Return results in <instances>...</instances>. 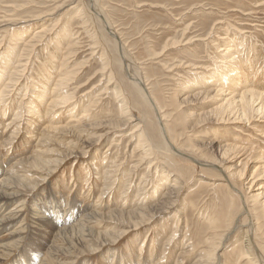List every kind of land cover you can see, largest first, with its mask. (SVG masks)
Returning a JSON list of instances; mask_svg holds the SVG:
<instances>
[{
  "label": "rangeland",
  "instance_id": "374dc122",
  "mask_svg": "<svg viewBox=\"0 0 264 264\" xmlns=\"http://www.w3.org/2000/svg\"><path fill=\"white\" fill-rule=\"evenodd\" d=\"M85 1L0 0L1 81L15 67L0 89V180L8 174L17 195L0 221L11 212L19 218L0 233L10 245L0 264H253L258 248L264 253V0H97L162 110L168 137L229 168L253 211L249 237L242 200L219 169L162 150L152 109L115 63ZM42 30L32 54L20 51ZM224 69L234 70L225 90L256 91V102L225 104L232 97L214 82ZM64 70L76 77L54 89ZM55 203L65 205L64 217L75 212L68 228L77 227L56 236L42 222L26 232L33 211L52 219ZM14 230L26 232L18 246Z\"/></svg>",
  "mask_w": 264,
  "mask_h": 264
},
{
  "label": "bare ground",
  "instance_id": "6f19581e",
  "mask_svg": "<svg viewBox=\"0 0 264 264\" xmlns=\"http://www.w3.org/2000/svg\"><path fill=\"white\" fill-rule=\"evenodd\" d=\"M84 1V0H83ZM84 3H86V6L88 7V9H89V14H90V16H91V18H92V20H93V22L96 24V26H97V28H98V30L101 32V34H102V36L104 37V40H105V42L107 43V45L109 46V48L113 51V52H115L116 54H117V58L115 59V63L117 62V64H118V66L123 70V72L126 74V76L130 79V81H131V83L134 85V87H135V91H136V93L139 95V97H141V99H143V101H144V103L146 102L147 103V105L152 109V111H153V114L155 115V117H156V119H157V122L159 123V125H160V130H161V134H162V136H161V138H162V144H161V148H162V150H165V151H167L169 154L171 153L172 155H175V156H179V157H181V158H188V159H190V160H192L195 164H198L199 166H202V167H208V168H214V167H216V168H218L219 169V172H221L222 174H223V176L225 177V178H227V180H226V183H227V185H229V189H230V191H231V193H234V194H236V195H238L240 198H241V200H242V206H243V213L242 214H244V216L247 218V221L249 220V222L246 224V229H247V235H248V237L250 236V234H252L253 236H254V233H255V229H256V223H255V218H254V216H253V211H252V209L249 207V205H248V199H247V197L244 195V193L242 194L238 189H237V187L234 185V183L232 182V180H231V176H230V174H229V168H226V167H224V166H222L219 162L217 163V162H214L213 160H212V162H210L211 161V159H208V160H210V161H207V160H205V159H203V158H201V157H194V156H191V155H189V154H187L183 149H181L170 137H168V135H167V133L166 132H168L166 129V124H165V122H164V116L162 115V110H160L159 108H158V104L156 103V101H155V99H154V97L151 95V93L148 91V86H147V84L145 83V80L143 79V77H142V75H141V73H140V71L138 70V68H137V66H136V64L134 63V62H132V60L129 58V55H127L128 54V52L126 51V49L124 48V44H122L121 42V40H120V38L117 36V32H116V30L114 29V27H113V25L110 23V21L108 20V18L106 17V15L104 14V11L99 7V5L97 4V0H86ZM100 34V35H101ZM46 35H47V33H46V30H42V31H38L37 32V34H35L32 38H33V41H30V42H28L27 44H25V45H23V47H22V49L20 50V51H23V52H25V55H27L28 53H31L32 54V52H34L36 49V47L38 46V44L39 43H41V42H44V38L46 37ZM99 35V34H98ZM20 36V35H19ZM62 37H63V41L65 42V43H68V45H70L71 44V40H70V36L69 37H67L66 38V36H64V34H62L61 35ZM102 37V38H103ZM67 40H66V39ZM66 40V41H65ZM182 41V40H181ZM103 42V41H102ZM105 43V44H106ZM61 46V45H60ZM92 47V46H91ZM229 51V50H228ZM27 53V54H26ZM231 53V52H230ZM231 56V55H230ZM229 56V57H230ZM233 57H234V55H233ZM51 58V57H50ZM16 59H18V58H16ZM101 59H102V57H101ZM102 61H103V63H104V65L107 67L108 66V64L107 63H105L104 62V60L102 59ZM232 61V60H231ZM108 62V61H107ZM236 63V62H235ZM232 64V63H231ZM236 65V64H235ZM10 66V65H9ZM61 67H64V64H61L60 65ZM24 67V66H23ZM238 67V66H237ZM15 67L11 64V67L10 68H6V69H8V71L7 70H5V73H7V72H9L8 73V76H7V78L6 79H3V81H1V79L3 78V77H6V76H4V75H2L1 73H0V89L2 88V89H4V87H2L3 85H4V83L6 82V80H8V78L11 76V74L12 73H14V72H12V69H14ZM224 68V67H223ZM103 70V69H102ZM194 70V69H193ZM238 70V69H237ZM212 71V70H211ZM217 71V70H216ZM12 72V73H11ZM234 72V70H230V69H224V70H222L221 72H220V75L219 76H217L216 77V80L214 81V82H216L217 81V88H219V90H217L218 91V93H219V95H225V94H223L224 92H227V91H229V94H226V96L228 95V96H230V97H232V98H230V99H228V100H226L225 101V104H227V103H229V101L230 100H232L233 101V98H235L236 99V97H240V98H245V99H247L248 101H251V100H254V98H256V97H259V96H261V95H259L256 91H251V90H249V91H246V89H245V91H241L240 93H237V91H235V88H234V86L233 85H231L230 87V89H228V90H225V88H224V86H223V83H225V81H227V79L228 78H231V73H233ZM107 74V73H106ZM234 74V73H233ZM50 76V75H49ZM74 76H75V72L74 71H70V70H64L63 72H61L59 75H57L55 78H54V89H56V88H60V87H63L64 85H66V84H68L67 82L68 81H72V79H74ZM52 77V76H51ZM76 77V76H75ZM113 77H114V74H113ZM113 77H112V75L110 74L109 76H108V78L110 79L109 80V82L113 79ZM50 78V77H49ZM57 78H58V80H57ZM16 79V78H15ZM50 79H52V78H50ZM207 81V83H208V79L207 78H205L204 77V79H203V81ZM230 80V79H229ZM11 81V83L13 82V80H11V79H9V82ZM16 81V83H18V81H17V79L15 80ZM74 81V80H73ZM232 82H234V81H232ZM9 84V83H8ZM233 84V83H232ZM6 86L7 85H5V88H6ZM11 86V85H10ZM236 86V85H235ZM193 87V86H192ZM229 88V87H228ZM244 88V87H243ZM225 90V91H224ZM106 91V90H105ZM114 92H115V90H114ZM3 93V92H2ZM119 95H117V96H120L121 98H122V100L120 101V103H122V106H121V109H122V113H124L125 115H127V116H129L130 115V111H129V108H128V105L126 104V97L125 96H123V94L119 91V92H117ZM135 93V94H136ZM260 93V92H259ZM236 94L237 95H239V96H236ZM251 95V96H250ZM44 97V96H43ZM68 97V96H67ZM225 97V96H224ZM262 98L264 99V96H262ZM62 99V98H61ZM224 98H222L221 100H223ZM234 99V101H236ZM240 100V99H239ZM238 100V101H239ZM242 101V100H241ZM240 101V102H241ZM255 102H256V100H254ZM55 102H56V100H55ZM64 102L65 103H67L68 102V98H64ZM128 102V101H127ZM240 102H238V103H240ZM244 102V101H243ZM52 103V102H51ZM54 103V102H53ZM52 103V104H53ZM63 103V102H62ZM236 103V102H235ZM56 104V103H55ZM225 104H222L220 107H221V109L223 108V106L225 105ZM251 104V103H250ZM255 104V103H254ZM47 105V104H46ZM262 105H264V103L262 104ZM57 106H60V105H57ZM228 106V105H227ZM239 106V105H238ZM226 107V106H225ZM241 107H243V114L244 115H246L247 114V107H248V104H247V102H245V103H243V106H241ZM257 107H258V112L259 111H261L262 110V108L261 107H259L258 105H257ZM34 108V107H33ZM240 109V108H239ZM242 110V109H241ZM151 111V112H152ZM241 113V112H240ZM230 114V113H229ZM242 114V113H241ZM242 114V115H243ZM228 115V114H227ZM127 116H125L126 117V120H125V122H128L130 119H128L127 118ZM142 116V115H141ZM125 117H124V119H125ZM130 117V116H129ZM131 118V117H130ZM123 119V120H124ZM132 119V118H131ZM122 120V121H123ZM118 121H120V120H118ZM144 121V120H143ZM118 124H121L122 122L120 121V122H117ZM125 124V123H124ZM123 124V125H124ZM127 124V123H126ZM157 124V123H156ZM116 126V125H115ZM119 126V125H118ZM141 126V125H140ZM157 126V125H156ZM50 130V129H49ZM142 130V129H141ZM143 131H145V130H143ZM143 132L141 131V134H142ZM141 134H140V136H141ZM143 135V134H142ZM147 137V136H146ZM145 137V138H146ZM142 138H144V137H142ZM144 138V139H145ZM147 139H148V137H147ZM161 140V139H160ZM141 141H144V140H141ZM151 141L149 140V142H148V145H147V147L149 146V143H150ZM147 143V142H146ZM145 143V144H146ZM144 144V145H145ZM151 144V143H150ZM142 145V144H141ZM152 145V144H151ZM154 146L155 145H158V144H153ZM146 146V145H145ZM145 146H139V147H141V148H143V147H145ZM154 146H152L153 148H154ZM147 147H145L146 149H147ZM151 147V146H150ZM151 147V148H152ZM160 147H156L155 146V148H157L158 149V151L160 150ZM149 148V147H148ZM150 149V148H149ZM161 150V151H162ZM226 150V149H225ZM230 150H231V148H230ZM152 152V151H151ZM162 153V152H161ZM164 153V152H163ZM168 153H165V154H168ZM147 154V153H146ZM149 154V153H148ZM147 154V155H148ZM226 154V153H225ZM224 155V154H223ZM224 157V156H223ZM263 157V156H262ZM216 160V159H215ZM58 161V160H57ZM220 161V160H219ZM263 161H264V158H263ZM54 162H56V160L54 159V160H41L40 159V163L42 164V165H45V164H53ZM223 162V161H222ZM228 162V161H227ZM4 170V169H3ZM4 172V171H3ZM237 173V172H236ZM240 175V174H239ZM242 175V174H241ZM5 176L6 177H4L3 179H1L0 180V183L2 184L4 181H8L9 183H7L6 184V187L4 186V188H3V190H1L0 191V209H2V208H4V207H7L11 202H12V200H14V199H16V197H17V195H16V193L14 192V191H12L11 189L12 188H10V186L12 185V182L10 183V181H9V177H7L8 176V174H5ZM236 176V175H235ZM242 177V176H241ZM6 183V182H5ZM166 184V183H165ZM164 186V185H163ZM261 186V185H260ZM172 188V187H171ZM11 191H10V190ZM262 190L264 189V187H262L261 188ZM160 190H162V189H160ZM261 190V191H262ZM106 191V190H105ZM105 193V192H104ZM106 194V193H105ZM261 194V193H260ZM262 194H264V191L262 192ZM104 195V194H103ZM170 195V194H169ZM260 198V197H259ZM249 199L251 200V201H254L255 199H258V197L257 196H255V195H252V196H249ZM53 202V201H52ZM51 202V203H52ZM44 203V202H43ZM46 203V202H45ZM43 205H45V207H44V209L46 210V208H48L46 205H47V203L46 204H43ZM60 205V204H59ZM57 206V203H55V204H53L52 205V207H54L53 209H54V214L53 213H51V216H52V219L50 218V219H44V218H42V217H40L39 215H41V211L39 210V209H37L36 208V210L35 211H33L34 213V215L35 216H32V219H33V222H32V226H29V227H27V228H25V229H27L26 230V232L27 231H30V232H32L34 229H36L35 227H38V228H42L41 227V223L43 222V223H46L48 226H52V227H54V229L56 230H58V232H57V234H56V236H58L59 234H63L62 232H61V230L59 231V228L60 227H62V228H64V229H66V228H68L69 226L68 225H71L73 222H72V218L73 217H75V215H74V213L75 212H72L73 213V217H71L70 215H72V213H68L67 214V217H64L65 216V214H66V211H64L63 210V208H64V206L65 205H63V206ZM71 205V204H70ZM56 206V207H55ZM52 207H50V208H52ZM60 208H61V210H60ZM117 209V208H116ZM149 209V208H148ZM68 210V209H67ZM114 210V209H113ZM131 210V209H130ZM142 210V209H141ZM2 211V210H1ZM0 211V212H1ZM122 211V210H121ZM49 212V211H48ZM107 212V211H106ZM112 212V211H111ZM114 212V211H113ZM138 212V211H137ZM124 213V212H123ZM131 213V212H130ZM149 213V212H148ZM86 214V213H85ZM84 214V215H85ZM111 214V213H110ZM110 214H108L109 216L108 217H111L110 216ZM138 214H140V213H138ZM2 215V214H1ZM8 216H4V217H2L3 218V220H1L0 221V233L4 230V228L5 227H9V225H12L17 219H19L18 218V216H17V213L15 214V213H9V214H7ZM100 215V214H99ZM136 215V214H135ZM134 215V216H135ZM17 216V217H16ZM37 216H39V217H37ZM43 216V215H42ZM82 216H83V214H82ZM103 216V215H102ZM152 216V215H151ZM44 217V216H43ZM139 217V216H138ZM141 217V216H140ZM145 217V216H144ZM102 218V217H101ZM153 218V217H152ZM149 219V218H148ZM49 221V222H46V221ZM24 221V220H23ZM147 221V220H146ZM147 223V222H146ZM23 224V223H22ZM25 224V223H24ZM138 224V223H137ZM140 224H142L141 222H140ZM140 224H138V225H140ZM75 225V224H74ZM78 225V224H77ZM80 225V224H79ZM78 225V226H79ZM135 225V224H134ZM27 226V225H26ZM130 226V225H129ZM133 226V225H132ZM131 226V227H132ZM141 226V225H140ZM236 227L237 226H239V225H235ZM77 226H75V227H73V225L70 227V228H68V230H70L71 228H76ZM244 227V226H243ZM81 228H82V226H81ZM133 228V227H132ZM178 228V227H177ZM17 229V228H16ZM33 229V230H32ZM53 229V230H54ZM228 229H230V228H228ZM236 229V228H235ZM19 230H21L20 228H19ZM19 230H14L12 233H11V235H14V237H15V235H16V237H18L14 242H15V244L18 246V245H20V244H22L23 242H21L22 240V237L21 236H23V234L24 233H26V232H24L22 235H20L21 234V232L19 231ZM54 230V231H55ZM24 230H22V232H23ZM51 231V230H50ZM48 232L49 234L51 233V232ZM234 231V230H233ZM39 232V231H38ZM41 232V231H40ZM47 232V231H46ZM65 232V231H64ZM232 232V231H231ZM34 233V232H33ZM67 233V232H66ZM31 235H32V233H31ZM226 235V234H225ZM225 235H223V237L225 236ZM40 236V235H39ZM55 236V235H54ZM55 236V237H56ZM60 236V235H59ZM72 236V235H71ZM229 235H227V236H225L226 238L228 237ZM24 237V236H23ZM69 237V236H68ZM73 237V236H72ZM107 237H109L108 235H107ZM37 238V237H36ZM70 239H71V237H69ZM106 238V237H105ZM226 238H224V241L226 240ZM245 238H247V237H245ZM43 239V238H42ZM67 239V238H66ZM24 240H25V238H24ZM44 240H45V238H44ZM5 241V240H4ZM75 241V240H74ZM222 241V240H221ZM223 242V241H222ZM247 242V241H246ZM253 242V241H252ZM170 243V242H169ZM247 243H245V245H246ZM249 244V243H248ZM253 244H255V241L253 242ZM224 245V244H223ZM10 245H8V244H4V243H0V250H2V251H4V252H6V250H8L7 248L9 247ZM13 246H14V244H13ZM22 247V246H21ZM247 247V246H246ZM249 247V246H248ZM256 247H258V246H256ZM252 248V247H251ZM254 248V247H253ZM10 249V248H9ZM39 250L41 251V248H39V249H37L36 250V252H37V255H38V257L36 256V258L38 259L39 258V253L41 254L42 252H39ZM247 251H250V250H247ZM258 253L255 255V258H254V260L252 261L253 262V264H264V253H262V251H260L259 250V248H258ZM12 252V251H11ZM220 252H221V249H219V250H215V251H213V254H209V258L213 261V259H219V257H220ZM250 253V252H249ZM249 253L247 254L248 256H249ZM11 255V254H10ZM253 258V257H252ZM209 259V260H210ZM251 259V258H250ZM220 260V259H219ZM215 262V261H214ZM40 264H44V259H43V262H42V260H41V262H40ZM218 264V263H217Z\"/></svg>",
  "mask_w": 264,
  "mask_h": 264
}]
</instances>
